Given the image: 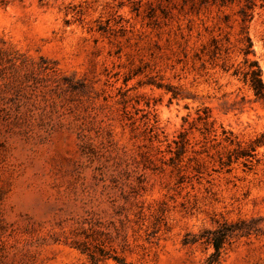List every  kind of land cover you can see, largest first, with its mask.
Returning <instances> with one entry per match:
<instances>
[{
    "label": "rangeland",
    "instance_id": "rangeland-1",
    "mask_svg": "<svg viewBox=\"0 0 264 264\" xmlns=\"http://www.w3.org/2000/svg\"><path fill=\"white\" fill-rule=\"evenodd\" d=\"M212 2L0 0V264H95L82 242L99 264H209L186 235L239 219L262 231L218 264H264V144L221 163L264 137V102L234 74L246 0Z\"/></svg>",
    "mask_w": 264,
    "mask_h": 264
},
{
    "label": "trees",
    "instance_id": "trees-1",
    "mask_svg": "<svg viewBox=\"0 0 264 264\" xmlns=\"http://www.w3.org/2000/svg\"><path fill=\"white\" fill-rule=\"evenodd\" d=\"M209 0H205L208 2ZM212 3H217L218 5H225L227 0H212ZM233 1V0H231ZM253 0H246V4L242 9H240L241 19H242V29L241 41L243 47L241 48L242 52L245 55L244 65L238 66L234 70V74H242L244 81H246L250 87L253 89V92L256 96V99L264 102V79H263V70L256 59H251L249 57L250 53H253L252 49V40L247 31V22L251 18L249 9L253 7ZM215 43L217 41L214 39ZM216 50H221L220 46L216 44ZM216 53V51H215ZM226 66V64H224ZM227 67V66H226ZM229 69V68H227ZM208 116H202L199 114L198 119H206ZM178 146V152L176 155L180 157L184 153V146L187 142L185 133L181 134V140ZM264 144V137H257L250 141L246 147H238L233 152L228 154L226 160H222L221 163L224 165H229L233 161V158L244 157L246 160L244 163L247 165L250 158L255 157L257 147ZM262 231V228L258 226L256 219H239L237 221H228L223 220L218 222L214 227L205 228L199 233H188L185 237V243H197L202 242L213 247V252L208 257L209 264H218L219 260L224 252V250L236 242L238 239L244 236H250L255 233L258 234ZM78 243V242H77ZM77 247L82 249L83 252H88L95 264H99L101 257L100 254L105 255L103 249H91L86 242L76 244ZM100 251V252H99ZM120 264H126L124 258L119 256H114Z\"/></svg>",
    "mask_w": 264,
    "mask_h": 264
}]
</instances>
